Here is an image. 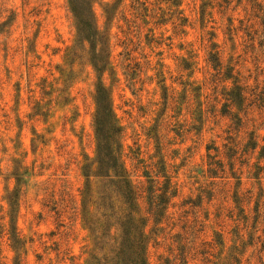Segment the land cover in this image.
<instances>
[{"label":"rangeland","instance_id":"obj_1","mask_svg":"<svg viewBox=\"0 0 264 264\" xmlns=\"http://www.w3.org/2000/svg\"><path fill=\"white\" fill-rule=\"evenodd\" d=\"M91 11L103 73L99 38L78 42L68 0H0V264L103 263L80 195L117 190L96 162L101 85L118 129L103 136H117L125 175L169 200L145 226L146 264H264V0H93Z\"/></svg>","mask_w":264,"mask_h":264},{"label":"trees","instance_id":"obj_2","mask_svg":"<svg viewBox=\"0 0 264 264\" xmlns=\"http://www.w3.org/2000/svg\"><path fill=\"white\" fill-rule=\"evenodd\" d=\"M68 1L76 21L78 42L84 43L86 41L91 43L92 39L96 40L97 37L99 38V44L102 46L94 54L91 63L96 72L103 73L108 66V55L105 54L108 44L107 39L101 42L103 36L99 35L94 25L91 11L93 0ZM213 57L214 61L217 60L216 56ZM235 96L237 97L235 98V103L239 107L242 106L246 98L242 96L241 92H238V95L235 94ZM232 102L234 103V100ZM95 103L97 108L95 126L98 147V159L96 162L102 172L104 169L109 170V168L114 171V176L117 177V190L113 197L110 194L108 185L103 184V188L98 192L99 196L94 197L93 190L87 186L80 194L82 197V217L90 234L94 235L95 233L98 235L95 237L97 244H103L99 249L106 254L101 259L103 263L99 262L100 264H146V242L148 236L144 231L145 226L149 219H152L155 226L160 223L162 218L159 219L158 217L166 212L169 200L164 199V193L154 196L152 194L154 191H150L149 188L141 190V188L132 183L127 174L125 175L127 172L123 167V162L118 152L120 147H117V136H103L105 131L106 133L118 131L114 126L116 119L111 110L110 94L103 85L96 90ZM113 145L116 146L115 149H113ZM249 145H251L253 151L257 147L255 142ZM262 152H264V147ZM109 162H112V165ZM214 164L218 168L221 167L219 163ZM107 173L104 176L109 177V172ZM138 200H143L147 205V217L145 218L137 217L135 209L138 207ZM92 207L96 211L95 215L91 214ZM242 218L245 219V217ZM101 227L108 228L105 231L113 229V235L108 236L107 233H100ZM117 239H119V242H116ZM110 240H115V243H117L116 249L105 246ZM109 250L111 252H106Z\"/></svg>","mask_w":264,"mask_h":264}]
</instances>
